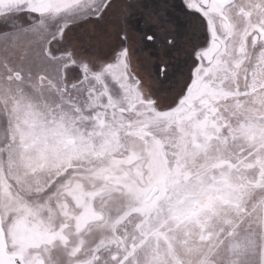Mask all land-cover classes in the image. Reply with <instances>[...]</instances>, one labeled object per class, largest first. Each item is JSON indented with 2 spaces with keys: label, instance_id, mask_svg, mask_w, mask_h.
Listing matches in <instances>:
<instances>
[{
  "label": "snow or ice",
  "instance_id": "snow-or-ice-1",
  "mask_svg": "<svg viewBox=\"0 0 264 264\" xmlns=\"http://www.w3.org/2000/svg\"><path fill=\"white\" fill-rule=\"evenodd\" d=\"M0 36V264H264V0H0Z\"/></svg>",
  "mask_w": 264,
  "mask_h": 264
},
{
  "label": "rangeland",
  "instance_id": "rangeland-1",
  "mask_svg": "<svg viewBox=\"0 0 264 264\" xmlns=\"http://www.w3.org/2000/svg\"><path fill=\"white\" fill-rule=\"evenodd\" d=\"M178 0H174V2H177ZM107 30L110 33H113L112 36H104L102 35V32L104 31V26H101L100 28H97L93 24H86L84 27L77 29L74 33H70V39H71V45L76 46L78 50H81L82 48H87L89 52L97 53V52H107L108 48L107 45L112 42L114 39V29L111 25L107 26ZM87 34V35H86ZM83 37V39H81ZM17 47L15 41H7L3 36H0V58H2L6 50H12ZM82 54V53H81ZM183 65L177 66V71L182 67ZM146 80H148L153 87L157 88L159 90V95L163 98H166L170 95V93L167 91L169 87H171V84H164L160 85L155 82V80L152 79V77L148 76L147 72L142 73Z\"/></svg>",
  "mask_w": 264,
  "mask_h": 264
},
{
  "label": "flooded vegetation",
  "instance_id": "flooded-vegetation-1",
  "mask_svg": "<svg viewBox=\"0 0 264 264\" xmlns=\"http://www.w3.org/2000/svg\"><path fill=\"white\" fill-rule=\"evenodd\" d=\"M177 5L179 4V0L177 2H175Z\"/></svg>",
  "mask_w": 264,
  "mask_h": 264
}]
</instances>
